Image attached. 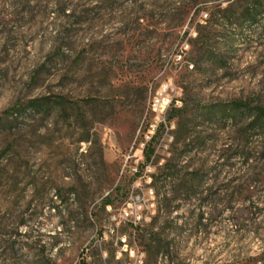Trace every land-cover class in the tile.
Returning a JSON list of instances; mask_svg holds the SVG:
<instances>
[{
	"label": "rangeland",
	"instance_id": "1",
	"mask_svg": "<svg viewBox=\"0 0 264 264\" xmlns=\"http://www.w3.org/2000/svg\"><path fill=\"white\" fill-rule=\"evenodd\" d=\"M82 259L264 264V0H0V264Z\"/></svg>",
	"mask_w": 264,
	"mask_h": 264
},
{
	"label": "built area",
	"instance_id": "2",
	"mask_svg": "<svg viewBox=\"0 0 264 264\" xmlns=\"http://www.w3.org/2000/svg\"><path fill=\"white\" fill-rule=\"evenodd\" d=\"M174 57L178 60H182L183 55L181 52H177ZM182 105L183 90L181 87L173 86L170 81H167L162 82L156 88L148 107V112L153 114V118L147 123L145 130L142 132L144 141L139 144V148L137 149L138 153H144L146 145L152 141L160 129H165L167 135L169 136L170 131L175 129V124L171 121H167V114L170 109L181 108ZM170 140H173V136L171 135ZM134 171L139 173V168H134ZM150 192L153 194V189H151ZM136 198H139V196ZM142 212V205L134 207L131 203H128L127 206H124L121 209L120 216L122 219L138 225L145 220Z\"/></svg>",
	"mask_w": 264,
	"mask_h": 264
},
{
	"label": "trees",
	"instance_id": "3",
	"mask_svg": "<svg viewBox=\"0 0 264 264\" xmlns=\"http://www.w3.org/2000/svg\"><path fill=\"white\" fill-rule=\"evenodd\" d=\"M64 100H62V102H64ZM49 101H47L46 99L43 98H35V99H31L27 105H20V106H15L12 109H10L8 112L12 111L11 113L13 114H18V113H22L26 108L27 109H42V108H49L50 107ZM160 131V130H159ZM157 132L156 135L154 136V138L152 139V141H150L144 150V156H145V162L144 165L149 163L152 159V156L154 155L155 150L153 149V141L157 138V136L159 135L160 132ZM141 171L139 170V173ZM80 264H88L87 261L85 259H82Z\"/></svg>",
	"mask_w": 264,
	"mask_h": 264
}]
</instances>
